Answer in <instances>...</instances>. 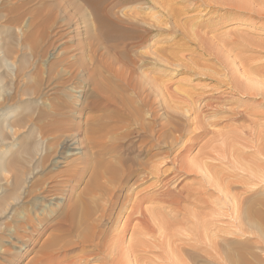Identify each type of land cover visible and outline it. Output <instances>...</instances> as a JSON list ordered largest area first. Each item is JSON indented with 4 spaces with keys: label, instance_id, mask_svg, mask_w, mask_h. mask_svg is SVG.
<instances>
[{
    "label": "bare ground",
    "instance_id": "obj_1",
    "mask_svg": "<svg viewBox=\"0 0 264 264\" xmlns=\"http://www.w3.org/2000/svg\"><path fill=\"white\" fill-rule=\"evenodd\" d=\"M82 1L87 5V7L90 10L87 21H88V24L91 26V28L94 32L95 40H97V41L101 40L103 42L108 43L109 47L111 48V50L113 52V54H112L113 57H110L109 56L110 54L108 55L106 53H99L96 48H93L92 55L90 57L88 56L89 60L85 58V56H84L85 54H83V53H80L81 57L79 56L78 59L72 57V60L74 62H72V61L69 62L70 57H60L58 59V61L56 62L57 66L51 65V66L46 67L44 71L39 70L40 71L39 74H41V75H39L38 78L36 75V78H35V79H37L36 84H34V85L26 84V86H25L26 91H27V93H25V95L33 96L32 97L33 99H37V101L39 100L38 104H36V106L39 105L36 116L34 118L29 116L27 119H28V122H31V123L33 122L34 119H36V125H37V131H38L37 132V138L41 143L40 153H39L38 158L36 159V162L38 161L37 169L31 170V173L28 172V174H31V175H33L34 173L36 174L45 165H48V164H53L58 169H56L57 170L56 172H54L52 175H50L44 181H42V182L46 181L45 183H41L42 187H40V188L43 189L42 192H39V189H35V190L29 189L30 191H28L31 193L39 192L40 197H38V199L44 200L45 204L41 205L39 208H37V210H35L31 214L22 213L20 216H17L18 220L16 221L14 219V222H13L14 228H12V230L8 231L10 233L16 232V231H19V233L22 232L21 233L22 236L20 234V237L18 235L17 237L14 238L18 241L14 245V248L16 249V253H15L16 255L15 256H17V254L20 251L24 252V250L26 249V247L28 245L31 244V245L35 246L38 243V238L40 236H42L46 231H50L48 239L44 242V244L42 245L41 248L39 247L40 251L36 253V255L32 258V260L29 264H140L139 256L143 253L146 254L148 252V250L150 251V249L155 250V252L159 254L158 262L154 261V263L157 262V264L158 263L159 264L160 263L161 264H186L189 260L196 261L199 258V254H200V257H203V259L204 258H205V260L208 259L211 262V264L212 263L217 264L220 261L222 262L223 258L228 259V257H226V256L223 257L224 254H223V256H220L221 255L220 253L223 252L222 251L223 248L221 249L222 246L220 243L222 242V244L224 245V243H223L224 241H225V243L226 242L229 243V242H231L232 239L223 241V238H222V241H220L221 239L220 240H217V239L213 240L212 239L213 236L208 237V235H211V234L215 235V232H217L216 230L217 229L221 230V227L216 228L214 233L213 232L211 233L210 231L209 232L211 234L208 231L206 233V231H205L206 229L204 230L203 225H204V222H207V220H204L203 223L200 222L199 220H201L202 218L199 219L198 217H194L195 215L192 216L193 214H195L196 211L194 213L192 212L193 214L191 215V213H190L191 211L188 210L189 209L188 206H191L194 209L195 208L205 209V208H207L208 204L210 206L211 202L210 203L208 202V200H210V198L207 199L208 198L207 193L209 190L203 189L202 187H199V186H198L199 189H193L190 186H185V183H183L184 184L183 186H180L178 179L180 177H189V176L198 177L199 171L201 169H203L201 166L196 165L195 163H191L190 161H188V159H189L188 155H189L191 149L193 148V144H194L195 140H197L199 137L202 136V135L200 136V134H204L207 132V131H205L207 129L205 127V125L207 123L204 124L205 122H203L201 114L202 113L203 114L208 113L207 111H213L212 112L213 114H214V112H216L218 110L221 111V109H223V106L224 107L226 106V103L228 101L226 99H229V96L227 98L226 97L227 95L225 97H222V96L214 97L213 95L212 96L207 95L206 97L204 96L205 98L199 100L198 103L195 102L194 98L191 101L187 98L188 97L187 95H189V93H187V95H186L184 92V94L186 95V98H182V97L177 96L181 100V102H180V100H179V102L181 103L180 105L184 109V112L189 114V115H193L192 119L190 118L191 121H189V122L193 121L195 124L194 126H196V128L194 129L196 131L195 132L196 134L193 135L191 138L189 137V139L187 141L185 140V142L181 141V136L185 132V131L183 132L184 126L181 125L183 128L182 129L181 126L178 127V124L175 125V123L173 124V122H171V119H173V117L175 116V113L177 112V111H173V108L177 109L176 105H174L172 103L175 106V107H173V106H170L168 104V106L165 108V109L172 111V113H174L173 116H171V117L169 116L170 121L166 122V120H165L163 124H160L161 122L160 123L158 122L159 117H158V114L156 112V107H155L156 103H155L154 97L151 98L152 97L151 95H152V93L155 92V90L158 89L157 87L160 86V84L159 85L157 84L158 80L156 81L154 74H153V76L151 75L150 77L148 75L149 78L147 77L145 79L142 77L140 79L141 82H142V79H145V81L147 82V85L150 87V88H148V91H146V89H147L146 87H145V90L143 87H141V83L138 84L140 82V80L137 79L138 82L135 81V79H136L135 78L136 61L128 56V52L131 51V48H133V46H136V44L140 43V41L147 40L146 38L148 35H150V31L143 30V28L141 29L139 27V24H138L139 22L138 23L136 22V18L132 17L133 18L132 20H129V19L127 20V19L121 18V16L119 17V12H120L119 9H122L120 7V5H122L123 3H125L128 0H82ZM156 1L157 0H150L151 3H156ZM180 1L185 3V5L186 4L189 5L188 4L189 2L192 3L191 2L192 0H190V1L180 0ZM215 1L220 3V1H218V0H215ZM221 1H223V0H221ZM199 2H201L200 3L201 5H204L205 7H209L210 9H212L215 6V5H213V7H211L212 5H209L207 3V0H200ZM208 2H209V0H208ZM228 2L224 0L223 3L226 4ZM159 3L162 5L161 7L165 10L167 17L170 20H175L179 15L182 14L181 12H180L181 13L180 14L179 12L175 11L173 8H171V6L168 7V4L165 1L161 0V2L159 1ZM261 4L263 5V3H261ZM226 5H225V7H226ZM238 5L232 4L229 7L231 8V10L234 9L236 11V10L240 9V7ZM141 6H142V4H141ZM141 6H140V8H141ZM241 6H242V3H241ZM242 7H244V6H242ZM245 9L246 8L244 7L241 9V11L242 10L244 11ZM139 10H141V9H139V8L135 9L134 8L133 10H131V13L134 14L133 15L134 17H135V15L137 17V15L140 14L141 11H139ZM185 11H186V9H185ZM209 13H210V11H209ZM254 13L257 15V17L259 16L260 19L264 18L263 12H260V13L254 12ZM124 17H125V15H124ZM238 17H239V15L237 16V18ZM125 18H127V17H125ZM208 19H210V17ZM257 20H258V18H257ZM139 21H141V20H139ZM144 22H145V20H144ZM152 22H153V26H154L155 20ZM142 25H144V24H142ZM145 25H147L146 22H145ZM156 25H157L156 27H158L157 23H156ZM256 25H257V23H256ZM262 25L264 27V21L262 22ZM260 27H262V26H260ZM158 28H160V27H158ZM154 29H156V28H154ZM46 31L47 30L45 29V27L42 26L40 28V31L37 34L31 36L28 39V42L33 43V41L36 38H42L43 36H45ZM157 31H159V29ZM61 33H63V32L61 31ZM194 35H195V33H194ZM54 36L58 40L64 38V35L60 34L59 32L55 33ZM204 40H203V42H204ZM197 42H199V44H200L201 40H199ZM203 42H201L202 45L204 44ZM64 43H66V41ZM88 44L89 43H87V45ZM108 44H107V46H108ZM249 44L253 45V43H249ZM263 44H264V42H263ZM204 45H206V44H204ZM252 45H250V46L254 47ZM101 46H102V44H101ZM236 46H238V44ZM77 47H79V46H77ZM199 47L202 48L201 44ZM204 47L205 46H203V49H202L203 51H204ZM103 49H105V48H103ZM163 49H164V47H163ZM163 49L162 48H156L154 52L152 51L153 52L152 56L154 57V60H157L158 57H156V59H155V56L156 55L159 56V54L161 55L160 58L162 59V57L164 55V54L162 55V53L165 52ZM210 49L211 48L209 45V50ZM82 51H83V49H82ZM154 53H155V56L153 55ZM208 53H209V51H208ZM3 55L4 54L1 52L0 56L3 57ZM209 55H210V53H209ZM163 59L165 60V58H163ZM161 61L157 60V62H159V63H162ZM167 61H169V60H167ZM168 65H169V63H168ZM170 65H169V67H170ZM58 67L61 69L58 70L57 69ZM240 67H242V66L240 65ZM13 68H15L16 74L20 75V72H22L20 66L14 65ZM12 72H13V70H12ZM230 72L234 74V72H232V71H230ZM146 75L147 74H145V76ZM43 76H44V78H43ZM156 76H158V75H156ZM230 76H231V74H230ZM78 77H81L79 79V81L82 83L83 86L81 89H79L80 88L79 87L78 88L79 90H73L74 80H76ZM226 77H227V75H226ZM236 77H238V75ZM240 78L238 80V79H235V77H234L233 79L230 78V79H232L231 81L229 80L230 81L229 85L232 88V90L234 91V95L236 94V95H240L243 97L246 96L250 99H255L257 96H259V94L252 92L255 90L250 89L247 86L245 88V85H247V83H245L244 86H241V84L239 82H237V81H240ZM219 80H220V82L222 81L221 79L218 78L217 81H219ZM256 81H258V80H256ZM241 83L243 84L244 82H241ZM51 84H53V86H56V87L49 89L45 92L44 87H46V89H48V86ZM249 84H251V82H249L248 85ZM57 86H65V87H67L69 92L77 93L78 95L84 94V91L87 88L86 91H88L89 94L87 95L85 100L84 99H83V101L79 100V103L78 104L76 103L77 108H72L70 106V104H71L70 100H72L73 97H70L67 93H63L60 95L57 94L54 91V89L57 88ZM163 86H165V85H163ZM71 87H72V89H71ZM83 87L84 88L86 87V88L83 89ZM206 90H207V88H206ZM260 90H261V88H260ZM126 91L132 92V94L136 95V101L135 102L133 100H130L127 96H125ZM158 91H161V89H158ZM165 91H166V89H165ZM256 91H257V89H256ZM258 92H259V90H258ZM48 93H50V95L55 94L56 96L54 98H51V99L46 98L44 100L43 96H45V94H48ZM158 93H159V96H160V94H162L161 92H158ZM211 93H213V92H211ZM176 94H178V93H176ZM180 94H181V92H180ZM181 95L185 96L183 94H181ZM79 97L80 96H78V98ZM190 97H192V96H190ZM83 98H85V96ZM171 98H172V96H171ZM196 98L198 99V97H196ZM155 99H156V97H155ZM162 99H163V97H162ZM173 99H175V98H172V100ZM257 99H259V98H257ZM262 100L264 102V95L262 96ZM33 101H35V100H33ZM159 101L163 102V100H159ZM167 102H169V101L167 100ZM175 102H176V100H174V103ZM262 103H260V104H262ZM162 104H163V108H164L165 107L164 105H166V104H164V103H162ZM162 104L160 106L158 105V107H161ZM196 104H198V105H196ZM179 110H181V108H179ZM227 111H228V109H227ZM227 111L225 112V114L227 113ZM172 113H170V114H172ZM237 113H238V111H237ZM240 114L242 115V113H240ZM245 114H247V113H245ZM254 114H256V113H254ZM206 115H208V114H206ZM220 115H222V114L220 113ZM250 115H252V114H250ZM216 116H217V114H216ZM184 117L188 118L189 116L188 117L183 116V118ZM240 117L241 116H239V118ZM257 117H258V115H257ZM72 118H74V120ZM226 118H228V117H226ZM207 119H209V118H207ZM205 120H206V118H205ZM229 120H230V118H229ZM184 121H185V119H183V122ZM207 122H209V121L207 120ZM110 123H111V125H110ZM213 123H216V121ZM188 124H190V123H188ZM229 125H230V123H229ZM18 126H21V124L18 123ZM157 127H159L161 130L160 129L157 130L158 129ZM212 127H214V126H212ZM185 130H186V127H185ZM194 130H191V131L193 132ZM250 130L252 131V129H250ZM10 131H12V134H13L15 130L13 128H10ZM213 131L215 132V130H213ZM251 131H250V133L253 134ZM182 132H183V134H182ZM247 132H245V133H247ZM209 133L212 134V135H210V136H212L211 141H213V137H214V140H216L215 138H218L220 136L218 133L214 134L212 131L211 132L209 131ZM237 133L239 134V132H236V134ZM250 133H248L247 136L251 138L252 135ZM227 135H229V133ZM227 135L224 136L225 138L223 137V139H225V140H223L221 142L219 140V142L222 145L220 144L218 147L215 146L213 143V146H214V148H213L210 140H208L209 143L207 145L211 144L212 148L210 147L209 151H205L204 152L205 154L203 153V151L200 152V153H202L201 160L203 158H204L203 160H206L207 157H205V156H208L207 154H209V153L211 154L212 149L218 148L217 152H216V150L214 151V152H216L215 154L216 155H217V153L220 154V152H219V150H220L221 154L223 155L225 152H222L223 149L221 146L224 145L223 148L225 147L226 149L224 148L225 149L224 151H226L227 147H230V143H231V141L229 142L228 139L232 140V138L229 137L230 135L228 136L229 138L226 139ZM233 135H234V133H233ZM233 135H232V137H234ZM235 136L246 148L247 147L249 148L252 146L250 143L251 140H249L250 138L245 139L246 138L245 135H244L245 138L242 137L243 134L240 135V137H238L237 135H235ZM260 138H262V140H263V137H260ZM218 139H220V137ZM226 140H228V142ZM260 140L261 139H259V141ZM208 141H206V143ZM216 141H214V142H216ZM219 142H216V143L219 144ZM257 142L258 141L256 140V143ZM235 143H237V142L235 141ZM258 144H260V142ZM176 146H178V147H176ZM232 146L234 147V145L231 144L230 148H232ZM255 146H257V145H255ZM257 147L259 148L260 146L258 145ZM157 148H164L165 151L158 152V150L156 151ZM174 148H177L176 150H178V151L177 152L175 151V154L172 157H170V153L172 152V150ZM235 148H237V147H235ZM261 148H263V147L261 146L259 149H261ZM237 151H239V148ZM237 151H236L237 157H238V154L241 156V154ZM258 151H260V150H258ZM214 152H212V153L214 154ZM261 153H263L262 150H261ZM227 155L224 154V156H227ZM230 155H231V153H230ZM242 155H244V153ZM213 156H214V158H216L215 155H212V157ZM247 156H250V155H247ZM210 157H211V155H210ZM222 158L223 159H221V160L220 159L219 160L216 159V160L217 161H223L224 163H228L229 166H230V164H232L233 169L236 170L238 165L233 164L234 160L236 159L235 156L233 158L234 159L233 162H232V157L230 159L231 161L228 158H224L223 156H222ZM144 159H146V160H144ZM209 159L210 158H207V160H209ZM249 159H250V157H249ZM201 160L200 161L197 160L198 163L201 164L202 163ZM259 160H261V159H259ZM259 160H256V161H258L257 163H259ZM213 162H212V165H213ZM240 162L241 161L238 160V163H240ZM203 163H205V161ZM203 163L201 165H204ZM205 164L208 166L207 162ZM218 164H220V163H218ZM221 164H222V162H221ZM206 165L203 167H206ZM209 165L212 166L211 164H209ZM241 165L248 168V166L244 165V163L242 164V162H241ZM210 166H209V172H211ZM214 167L215 166L213 165L212 168L215 169ZM244 167H241V168L244 169ZM238 168H240V165ZM241 168H240V170H241ZM256 168H257V166H256ZM262 168H263V166H262ZM262 168H260V169H262ZM216 169L218 170L219 168H216ZM254 169H255V167H254ZM260 169H259V171H260ZM207 170H205L204 173H207L208 172ZM219 170H223V168H221ZM219 170H218V172L217 171H214V172H216L217 175L220 176ZM225 171H226V169H225ZM241 171H243V170H241ZM254 171H253V174H256L257 171L255 173H254ZM10 172L11 173L8 176L7 181L10 182L11 191L16 192L21 187L23 181H25L27 179L23 180V173L24 172L22 171V169L14 167L13 165L11 166ZM263 172H264V170H263ZM263 172H261V173H263ZM228 173L229 172H227V174ZM258 173L259 172H257V174ZM209 174L207 173L206 177ZM257 174L255 176H257ZM212 175H213V171H212ZM217 175H214V178L217 177ZM224 175H225V172H224ZM228 175H230V174H228ZM86 176H88V179L86 180L83 189L81 190V192H79V194H76L77 186H79V184H81V182H83V180L86 178ZM199 176H201V175H199ZM210 176H208V177H210ZM219 176H218V181H220V178L222 177V176H220V177ZM261 177H262V175H261ZM210 178H212V177H210ZM210 178H208V180H210ZM255 178H257V177H255ZM223 179H222V182L225 181V179L224 180ZM181 180H183V179H181ZM206 180H207V178H206ZM28 181L27 182L29 183V185L30 186L33 185V187H34V184L36 182L34 183L33 180H29V179H28ZM150 181H152V182L148 183ZM211 181H215V180H213V178H212ZM227 181H229V180H227ZM220 183H221V181H220ZM41 184H37L35 186V188L39 187ZM229 184H232V182L230 183V181H229ZM214 185H215V183H214ZM216 186L217 187L214 189L213 192H215L217 190V188L220 189V187H221V186L218 187L219 184H217ZM229 186H228V188H229ZM213 188L214 187H212V189ZM226 188L223 187V189H226ZM228 188H227V192L229 191ZM221 190H222V188H221ZM219 191L220 190H218L217 193L220 194ZM221 195H223V194H221ZM35 196H37V194ZM240 198H238V201H241V200H239ZM215 199L217 200L218 197ZM250 199H251V196H250ZM222 200H224V199H222ZM211 201L213 202L212 198H211ZM226 201L228 202V200H226ZM243 201H245V200H243ZM219 202H220V200L219 201L217 200V203L213 202V204L218 205ZM224 202H225V200H224ZM59 204H62V205H60V207H58L57 209L54 210V207L59 206ZM147 204H151L152 207L153 206H155V207L148 208L150 205L148 206ZM232 204H234V203H232ZM145 205L148 207H146ZM217 205H212V207H214L213 211L216 214H217V212L215 211V209H216ZM235 208H237V210H239L237 205H236V207L234 206V209ZM254 209H255V207H254ZM257 209L259 210V208H257ZM231 210H233V208ZM249 210H250V208H249ZM165 211H167V212H165ZM205 211H207V210H205ZM210 211H212V209ZM213 211H212V213H213ZM221 211H222V209H221ZM234 211L235 210H233V212ZM115 212H116V217L114 216ZM202 212H203V210H202ZM198 213H196V214H198ZM219 213L220 212H218V214ZM252 213H253V211H252ZM208 214H210V213H208ZM200 215H201V213H199V216ZM221 215H223V214H221ZM112 216L115 217L114 219H115L116 223L114 224V222H111L113 224V225L111 224L112 227H109V229L107 228L108 231L106 233L100 232L101 233L100 234L98 232V234H100V235H98V237L96 238L98 226L102 225L103 222L104 223L109 222V219L112 218ZM209 216H208V218H209ZM211 216H212V214H211ZM211 216H210V218H211ZM216 216H214V213H213V216L210 220L214 219V221H215V218H213V217H216ZM218 216H220V215H218ZM233 216H234V214H233ZM93 217H95V219H93ZM208 218L205 217V219H208ZM209 222H211V221H209ZM234 222H236V219L234 220ZM217 223L219 225V222H217ZM212 224L210 225L208 223V225H210V227L211 226L213 227L214 224L213 225ZM242 224H245V223H242ZM205 225H207V223ZM208 225H207V227H208ZM215 225H214V227H215ZM178 226L182 227V231L185 232V234H183L184 235L183 237L185 238V239L183 238L184 241L186 242V240H187V243L186 244L182 243L181 247H176L178 244L176 246L175 245L173 246V243H175L174 240L176 241V239H177L175 237V235L173 234V229L178 227ZM236 228H237V226H236ZM128 229H131V235L129 234V237H128L129 240L126 243L124 241V239H126L125 234L128 233L127 232ZM209 229H211V228H209ZM238 229L240 230V228H238ZM259 229L258 230L256 229V230L260 231ZM211 230H213V229H211ZM222 230H224V229H222ZM227 232H229V231L227 230ZM224 234H226V233H224ZM216 235H218V234H216ZM177 237H179V236H177ZM216 237H218V236H216ZM218 238H220V237H218ZM189 240H192V241H190L191 243L188 242ZM234 244H235V242H234ZM56 246H58V248L53 249ZM206 248L207 249L209 248L212 252H214V254L212 253L211 255H209V253L206 252V253H208V257H207V255H206V257L202 256L201 254L204 252V250ZM59 250H63L65 252V254H63L62 256H55V254H56L55 252L56 251L59 252ZM219 250H221L222 252H220ZM28 251H29V249L27 248V252ZM174 251H175V253H174ZM218 252H220V253L218 254ZM183 253H184V255H183ZM225 253H227V252H225ZM147 255H148V253H147ZM151 255L154 256L153 258H155V257L157 258V256H158L155 254L154 255L151 254ZM197 255H198V258L196 259ZM203 255H205V254L203 253ZM12 256H13L12 252L8 251L5 248L4 249L0 248V259L2 261H4L5 263H8V262H10V260H13ZM152 256H151V258H152ZM183 256H185L186 258L187 257L189 258V259H187L188 260L187 262L185 261L186 258L184 259ZM19 257L21 259L23 257V254H19ZM147 257L148 256H146V260H147ZM156 258L154 260H156ZM159 260H161V262ZM228 260H226V261L228 262ZM149 261H151V260H149ZM149 261H148V263L150 264ZM224 261H223V263H224ZM198 263H200V262H198Z\"/></svg>",
    "mask_w": 264,
    "mask_h": 264
},
{
    "label": "rangeland",
    "instance_id": "obj_2",
    "mask_svg": "<svg viewBox=\"0 0 264 264\" xmlns=\"http://www.w3.org/2000/svg\"><path fill=\"white\" fill-rule=\"evenodd\" d=\"M159 1L161 2V0H157L156 3H151L150 0H142V1L141 0L140 1L139 0H128L126 1L127 3L125 2L122 5H120L122 9H119L120 11L119 17L121 16V18H124L127 20L128 19L132 20L133 18H136V22L137 23L139 22L138 24L141 29L143 28V30L150 31V35H148L146 38L147 40L140 41V43L136 44V46H133V48H131V51L128 52V56L136 61L135 81L138 82L137 79L140 80L142 77L146 79L148 75L150 77L151 75L153 76L154 74L156 81L158 80L157 81L158 83L157 82L156 83L158 85L160 84V86H158L157 88L161 89V91H158V89L155 90V92L152 93L151 95L152 96L151 98L154 97L155 103L157 105V106L155 105V107H156V112L159 117L158 122L159 123L161 122L160 124H163L165 120L166 122L170 121L169 116L170 117L173 116L174 113H172V111L165 109V108L168 106V104L173 107H175L174 105H176L177 109L173 108V111H177V112L175 113V116L173 117V119H171V122H173V124L175 123V125L178 124V127L181 125L184 126V129L181 126V128L183 129V132L185 131L184 132L185 135L182 132L183 135L181 136V141L183 142H185V140L187 141L189 137L191 138L193 135L196 134L195 133L196 131L194 130L196 126H194L195 124L193 121L189 122L191 121L193 115H189L184 112V109L180 105L181 100L178 97L186 98L187 93H189V95H187L188 96L187 98L190 101L194 98L195 102L198 103L199 100L205 98L207 95H211V96L213 95L214 97H219V96L225 97L227 95L226 96L227 98L229 96V99H226L228 100L226 103V106L225 107L223 106V109H221V111L218 110L214 112L215 115L212 113L213 111H207L208 113L201 114L202 120L203 122H205L204 124L206 123L208 124V125L207 124L205 125V127L207 128L205 131H207L208 133L206 132L207 134L206 133L200 134V136L202 135L203 137L201 136L202 138L199 137L197 140H195L194 142L195 145L193 144V148L191 149L188 155V158H189L188 161L201 166L203 168L201 169L202 171L201 170L199 171L198 177H195V176L180 177L178 181L180 183L179 184L180 186H183L184 185L183 183H185V186H190L193 189H199V187H202L203 189H207L210 191V192L208 191L207 193L208 198L206 197L207 199L210 198V200H208L209 203L211 202L210 206L208 204L209 207L207 206V208L205 209H200V208L194 209L191 206H188L189 208L188 210L191 211V212L189 211L191 215L196 211L195 214H193L192 216L195 215L194 217H198L199 219L202 218L201 220L198 219L200 222L203 223L204 220H207V222H204V225H203L204 230L206 229L205 230L206 233L207 231L214 233L216 228L221 227V230L220 229L216 230L217 232H215V235L209 232L211 235H208V237L213 236L212 237L213 240L221 239L220 241H222V238H223V241L232 239L231 242L229 243L228 242L225 243L224 241L223 243L224 245L226 244L225 246L222 244V242L220 243L222 246L221 249L223 248L222 249L223 252L219 250L222 253L218 252V254L220 253L221 254L220 256H223L224 254L223 257L226 256L228 257L229 260L227 258L226 259L223 258L222 262L220 261L221 263L218 262L217 264H222L224 260L225 261L228 260V262L224 261L223 264H264V229H263L264 228V192H263L264 191V178H263L264 177L263 176L264 175L263 174L264 173L263 172L264 170L263 169L264 168V143H263L264 142V127H263L264 126V115H263L264 114V102L262 100V96L264 95V90H263L264 89V46H263L264 45L263 44L264 27L262 25V22L264 21L263 20L264 18L260 19V17L259 16L257 17V15L254 13V12L264 13V0H261V1L260 0H225L227 2L229 1L228 3H226L227 5L223 3L224 0L223 1L218 0L220 1V3L215 0H211V1L209 0V2L207 0V3L209 5H212L211 7L215 5L212 8L213 10L210 9L209 7H205L204 5H201L200 4L201 2H199L200 0H192L191 2L193 4L189 2L188 3L189 5L187 4L185 5V3L181 2L180 0H167V1L162 0L168 4V7L171 6V8H173L175 11L182 13V14L180 13L181 15L178 16L179 18L177 17L175 20H170L167 17L166 12L161 7L162 5L159 3ZM241 3H242V6H244L247 9V10L245 9L246 11L245 10L241 11V9L244 8L241 6ZM261 3H263V5ZM229 4L230 5L239 4L238 6L240 7V9L236 11L234 9L231 10V8L229 7L230 6ZM225 5L227 8L225 7ZM86 7L87 5L82 0H0V53L2 52L5 55V56L3 55V57L0 56L1 58L0 59V69H1L0 70V248L7 249L8 251L12 252V255H13L12 256L13 260H10V262L5 263L4 261L0 259V264H29L32 258L36 255V253L40 251V248L42 247L44 242L48 239L49 234H50V231H46L42 236L38 238V243L35 246L30 244L26 247L24 252L20 251L17 254V256H15L16 249L14 248V245L18 241L14 238L17 237L18 235L20 237V234L22 232L19 233V231H16V232L10 233L8 231L14 228L13 222H14V219L16 221L18 220L17 216H20L22 213L31 214L35 210H37V208H39L41 205L45 204L44 200L38 199V197H40L39 192H42L43 190L42 188H40L42 187L41 183H45L46 181L45 182H42V181H44L47 177H49L54 172H56L57 171L56 169H58L53 164H48V165H45L40 171H38V173L36 174L34 173L33 175L28 174V172L31 173V170L37 169L38 161L36 162V159L38 158L39 153H40L41 143L37 138L38 131H37L36 119H34L32 123L28 122V119H27L29 116L33 118L36 116L37 110L39 108V105L36 106V104H38L39 100L37 101V99H33L32 98L33 96L25 95V93H27L26 87H25L26 84L28 85L36 84L37 82L36 81L37 79H35L36 75L38 78L39 75H41L39 74V72L41 70L44 71L45 68L48 66H51V65L57 66L56 62L58 61L60 57H70L69 62L71 61L74 62L72 60V57L78 59L80 56V53H83L85 54L84 55L85 58L89 60L88 56L90 57L92 55L93 48H96L99 53H106L108 55L110 54L109 56L113 57L112 55L113 52L111 48L109 47L108 43L103 42L101 40H98V41L95 40L94 32L87 21L90 10L88 7L87 8ZM134 8L141 9L139 10L141 11L140 14L137 15L138 18L136 17V15L134 17L133 16L134 14L131 13V10H133ZM124 15L127 18H125ZM238 15L239 17L237 18ZM209 17L210 19H208ZM138 19L141 21H139ZM153 19L155 20V25H154L155 27L153 26V22H152L154 21ZM144 20L147 25H145ZM156 23L158 24V27L160 28L156 27L157 26ZM42 26L45 27V29L47 30L45 33V36H43L42 38H36L33 41V43H29L28 39L31 36L37 34L40 31V28ZM152 26L156 29H154ZM157 28L159 29V31H157L158 30ZM61 31L63 33H61ZM57 32H59L60 34H63L64 38L58 40L54 36V34ZM193 32L195 33V35ZM199 40H201V42H203L204 40L203 43L206 44L207 46L204 44L202 45V43L200 42L202 48L199 47L200 44L199 42H197ZM65 41L66 43H64ZM87 43L89 44L87 45ZM100 43L102 44V46ZM249 43H253V45ZM237 44L238 46H236ZM209 45L211 48L210 50H209ZM250 45L254 47H251ZM203 46H205L204 51L202 50ZM156 48H162L165 51L162 53V55L164 54L162 59L165 58V60L163 59L165 62L160 58L161 57L160 54L159 56L158 55L155 56V53L153 54L155 56V59L156 57H158L157 60L158 61L162 60L161 61L162 63H159L157 62V60H154L152 53L155 51ZM168 63L169 65L171 64L170 67ZM14 65L20 66L22 70V72H20V75L16 74L15 68H13ZM240 65L242 67H240ZM57 69L60 70L61 68L58 67ZM229 70L234 72V74L231 73ZM229 73L231 74V76L232 75L233 76L231 77ZM145 74L147 75L145 76ZM237 75L238 77H236ZM229 77L232 79L235 77V79H238V80L240 78V81H237V80L236 81L239 82L241 86H244L245 83H247V85H245V88L247 86L250 89L255 90V91H252V90L251 91L259 94V96H257L255 99H250L246 96L243 97V96L236 95V94L234 95V91L229 85L232 79H230ZM80 78L81 77H78L76 80H74L73 87L75 89L73 88V90H79L82 88L83 85L79 81ZM218 78L221 79L222 81L221 82L220 80L217 81ZM145 79H142V82L140 80L138 84L141 83V87H143L144 90L146 87L147 88L146 91H148V88L150 87L147 85V82L145 81ZM241 82H244V83L242 84ZM249 82L253 84L248 85ZM54 87L56 86H53V84H51L48 86V89L44 87L45 88L44 90L46 92L47 90L52 89ZM85 88L83 87V89ZM164 88L166 89L167 92L165 91ZM216 89L217 90L219 89V90L217 91ZM86 90L87 88L85 89L84 94L78 95L77 93L69 92L67 87L65 86H57V88L54 89V91L59 95L63 93H67L70 97H73L72 100H70L71 104L69 103L72 108H77L76 103L78 104L79 100L83 101V99L84 100L86 99L87 95L89 94L88 91ZM157 91L161 92L162 94H160L159 96V93ZM210 91L213 93H211ZM180 92L181 94L183 95L186 94V95L182 96ZM125 93H126L125 96H127L130 100H133L134 102L136 101V95L132 94V92L126 91ZM55 96H56L55 94L50 95V93H48V94H45V96H43V99L44 100L46 98L51 99V98H54ZM78 96L80 97L78 98ZM84 96L85 98H83ZM161 96L163 97V99ZM171 96L172 98H175V99L172 100ZM195 96L198 97V99ZM75 98L76 99L78 98V99L76 100ZM159 100H163V102ZM167 100L169 102H167ZM174 100H176L177 103L176 102L174 103ZM259 102L260 103L263 102V103L260 104ZM162 103L166 104L164 105L165 106L164 108H163ZM161 104L162 106L158 107V105L160 106ZM179 108H181V110H179ZM226 108L228 109V111ZM226 111L228 113V114L226 113L227 115L225 114ZM219 112L222 115H220ZM239 112L242 113V115ZM183 116H187V117L189 116V117L183 118ZM239 116L241 117L239 118ZM224 117L225 118L228 117V118L225 119ZM72 119L74 120V118ZM183 119H185L184 122H183ZM207 120L209 122H207ZM215 121L216 123H213ZM18 123L21 124V126H18ZM211 125L214 127H212ZM185 127H186V130H185ZM10 128H13L15 130L13 134H12V131H10ZM157 128H158L157 130L160 129L159 127ZM250 129H252V131ZM191 130H194V131L192 132ZM208 130L210 132L212 131L214 134L218 133L220 135L219 136L220 139H218L219 137L215 138L216 140L218 139L216 141L214 140V137H213V141H211L212 136L210 135L212 134L209 133ZM213 130H215V132ZM249 130L253 134H251ZM236 132H239L240 135L243 134L242 137H244L245 135L246 136V138L244 137L245 139L250 138L247 136V134L250 133L252 137L249 140H251L250 143L253 147L252 146L249 148L247 147L248 148L247 149L236 138L235 135L240 137V135L238 133L236 134ZM228 133L230 136L227 135ZM226 135H227L226 139H228L229 137L232 138V140L231 139H228V140L229 142L231 141L230 147H231V144H233L234 147L232 146L233 149L230 147H227L228 151L227 150L224 151L226 149L225 147H224L225 149L223 148L224 145L221 147L223 149L222 152H225L224 154L225 155L228 154L229 156L228 155L224 156V154L222 155L220 150H219L220 154L217 153V155L219 154L220 156L219 155L217 156L215 154L218 150L217 148V149H212L211 154L209 153L211 157L209 154H207L208 156H205L207 158H210L209 159L210 161L207 160V158L206 160H203L204 158L201 160L202 153L200 152L203 151L204 153L205 151H209L210 147L212 148L213 143L215 146L218 147L221 144L220 142L225 140L223 139V137ZM232 135L234 137H232ZM260 137H263V140ZM259 139L261 140L259 141ZM208 140H210L212 146L211 144L207 145L209 143ZM228 140L226 141L228 142ZM234 140L237 143H235ZM256 140L258 141L257 143H256ZM206 141L208 142L206 143ZM214 141L219 142V144H217ZM259 142L260 144H258ZM255 145L257 146L259 145L260 147L262 146L263 148L259 149L260 147L258 148ZM238 148H239V151H237ZM176 149L177 148H174L172 150V152L170 153V157H172L175 154V151L176 152L178 151ZM157 150L158 152L165 151L164 148H157L156 151ZM215 150L216 152H214ZM261 150L263 151V153H261ZM236 151L239 152L241 156L238 154V157H237ZM212 152H214V154ZM243 153L244 155H242ZM212 155H215L216 158H214V156L212 157ZM247 155H250V156H247ZM222 156L224 158H228L229 160L232 157V162L235 156L237 160L235 159L234 160L235 163L233 162V164L238 165V167L240 165V168H241V167H244L241 165V162H242V164L244 163V165L248 166V168L247 167H244V169L241 168V170H243L241 171L240 168L237 167L235 170L233 169L232 164H230L229 166L228 163H224L223 161H217L219 159L220 160L223 159ZM199 159L201 160L202 163L204 161L205 163L207 162L208 166L205 163H203L204 165H201L202 163L201 164L198 163V161H200ZM259 159H261L262 161ZM238 160H240L241 162L238 163ZM256 160H259V163H257L258 161ZM212 162H213V165L215 166L214 167L215 169L223 168V170H219V169L218 170L220 172L219 173L220 176H222L225 179V181L222 182V179H223L222 177L220 178L221 183L220 181H218L219 175H217V173L214 172V171L218 172V170L217 169L215 170L212 168L213 167ZM209 164H211L212 166H210ZM12 165L19 169H22V171L24 172L23 180L27 179L23 181L21 187L16 192L11 191L10 182L7 181L8 176L11 173L10 171H11ZM205 165L206 167H203ZM224 165L225 166L227 165V166L225 167ZM261 165L263 166V168ZM209 166L211 168L210 169L211 172H209ZM260 168H262L263 170ZM204 169L205 170L208 169L207 170L208 172L206 171L208 174L210 173L208 176L211 175L210 177H212L213 180H215L216 182L211 181L212 178L208 176L206 177L207 173H204L205 172ZM252 170L253 171L255 170L254 173L257 171L260 174L259 173L257 174L256 172L257 176H255L256 174H253ZM212 171H213V175H212ZM224 172L226 176L224 175ZM227 172H229L228 174L230 175H228ZM214 175H217V177H215L216 179L214 178ZM88 176H86L83 182H81V184L77 186L78 190L76 189V191L78 193L76 192V194H79V192H81V190L83 189L85 185L86 180L88 179ZM208 178H210V180H208ZM28 179L33 180L34 183L36 182L35 184L33 183L34 187L33 185L31 186L29 185ZM227 180H229L230 183L232 182V184H229V181ZM151 182L152 181L148 183H151ZM213 182L215 183V185ZM216 183L219 184L218 187L220 186L221 187L220 189L217 188V190L213 192L214 189L217 187ZM37 184H41V185L35 188ZM207 186L208 187L210 186V187L208 188ZM212 187L214 188L212 189ZM223 187L224 188L227 187L230 192L229 191L227 192V188L223 189ZM29 189L30 190L39 189V192L31 193V192H28L30 191ZM218 190H220L219 191L220 194L217 193ZM36 194L37 196H35ZM249 195L251 196L252 200L250 199ZM217 197H218L217 200L218 201L220 200L218 205L213 204V202L217 203V200L215 199ZM211 198L213 202L211 201ZM238 198H240L239 200L241 201H238ZM222 199H224L225 202ZM226 200H228V202ZM211 204L217 205V207L215 206L216 207L215 211L217 212V214L218 212H220L218 214L220 216H218L213 211L214 207H212ZM60 205L62 204H59V206H55L54 210L60 207ZM147 205L151 206V207L150 206L148 207L145 205L148 208L155 207V206L152 207L151 204H147ZM236 205L238 206L239 210H237V208L234 209V206L236 207ZM230 208L231 209L233 208V210L235 211L233 212V210H231ZM257 208H259V210ZM211 209L214 213V216L216 215L218 216V217L216 216L217 218L213 217L215 218V221L214 219L210 220L213 216L212 211H210ZM198 212L201 213L202 216L203 215L204 216L202 217L200 215L201 216L200 217ZM207 212L210 214H208ZM114 214H115L114 216L116 217V212ZM209 215L211 216V218ZM114 216H112V218L109 219L110 223L103 222V224L101 223L102 225L98 226L96 238L98 237V235L101 234L100 232L106 233L108 231L107 228L109 229V227H112L113 224L111 222H114V224L116 223ZM205 217L208 219H205ZM93 219H95V217H93ZM235 219H236V222H234ZM215 222L216 223L219 222V225L218 223L216 224ZM206 223L207 225L208 223L210 225L213 223L214 225L216 224L217 226L215 225L214 227V225L212 224L214 227L213 228L212 226L210 227V225H208L209 228L213 229L211 230L207 227V225H205ZM242 223H245V224H242ZM238 228H240V230ZM256 229L257 230L259 229L260 231H257ZM227 230L229 232H227ZM98 232L100 234H98ZM127 232L128 233L125 234L126 239H124L126 243L129 240L128 239L129 234L131 235V229H128ZM173 234L177 238V239L175 238L176 241L174 240V242L176 244L173 243V246L174 245L176 246L178 244L176 247H181L182 243L183 244L187 243V240L186 242L184 241L185 238L183 237L184 236L183 234H185V232L182 231V227L178 226L174 228ZM214 236L215 237L218 236L220 238L218 237L215 238ZM190 241L192 240H189L188 242ZM27 248L29 249L28 252H27ZM57 248L58 246L54 247L53 249H57ZM208 249L206 248L204 250L203 253L205 255H203V253L201 255L205 257L207 255L208 257V253L209 255H211L212 253L214 254V252ZM55 253H56L55 256H62L63 254H65L63 250H59V252L56 251ZM147 253L146 254L143 253L139 256L140 264L142 262H143L142 264H149L148 263L149 260H151L149 261L150 264L152 262H153L152 264H157L159 254L156 253L155 250H151V249L150 251L148 250ZM150 253L153 255L154 254L158 255L157 258L155 257L156 260H154L155 259L153 258L154 256H152ZM19 254H23V257L21 259L19 257ZM146 256H148L147 260H146ZM183 257L184 259L186 258L185 256ZM197 258H198V255L196 256V259ZM187 259L189 258L187 257L185 259L186 262L188 261ZM154 261H157V262L154 263ZM159 261L161 262V260ZM186 264H211V262L208 259L206 260L205 258L203 259V257H200V254H199V258L196 261L189 260Z\"/></svg>",
    "mask_w": 264,
    "mask_h": 264
}]
</instances>
